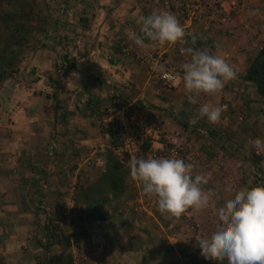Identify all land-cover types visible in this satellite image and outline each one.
<instances>
[{
	"label": "crops",
	"instance_id": "obj_1",
	"mask_svg": "<svg viewBox=\"0 0 264 264\" xmlns=\"http://www.w3.org/2000/svg\"><path fill=\"white\" fill-rule=\"evenodd\" d=\"M258 4L260 7L255 9ZM245 9V19H250L255 12L260 16L264 13V0L260 3L254 0ZM154 11L159 12L150 0H0V64L29 69L23 78L7 76L12 86L0 93V126L8 129V132H0L3 135L0 137V264H52V256L42 257L45 253L41 248L43 237L33 231L43 226L48 215L56 217L60 213L50 203L53 189L43 182L44 178L50 180L56 176L54 169L62 162L51 155L52 150L47 154L49 143L54 144L56 152L57 149L62 152L63 148V143H55L57 137L52 139L51 130L55 132L61 128L66 133H73L77 128L82 130L83 126L87 129L89 123L91 137L85 134L83 139L79 137V143H84L80 147L88 148L96 143L103 146L108 143L106 136L103 137L105 140L96 138V120L92 115L97 108L106 107L112 97L146 101L145 113L149 116L147 111L151 108L152 97L171 98L168 92L159 90L158 81L145 71L148 77L142 73L143 68L136 59L121 53L126 31L133 29L138 33L136 21L139 16ZM239 26L245 27L250 35L249 22L244 25L240 17L235 19L232 27L221 30H227L232 37ZM187 36L186 32V41ZM21 40L24 47L14 48V43ZM216 41L220 42L219 39ZM177 46V43L169 46L167 56L170 59L177 57ZM200 48L207 49L203 45ZM27 52L31 54L30 58L20 60L21 54L28 57ZM6 53L10 55L4 57ZM237 65L232 66L238 75L240 66ZM60 69L57 84L61 88L53 100L46 94L51 89L49 83L53 84L54 77L57 79L56 72ZM73 72L79 76L76 81L79 86L69 85L66 80ZM23 81H28L33 88L22 90ZM176 86L170 100L182 98L183 103L188 102L182 82ZM203 103L233 105L241 112L254 113L260 98L252 86L236 76L226 82L218 94H201L196 104H190L189 118L196 117L191 106L198 109ZM226 111L216 124L198 115L199 127H207L211 134L218 133L221 126L227 128ZM171 112L168 114L171 121L164 124L170 129L177 125L182 128L183 124L176 122L183 119L171 118L175 115ZM186 122L190 124L189 120ZM97 155L96 162L101 166L89 170L85 193L77 196V209L72 213L77 222L73 256L78 255L79 264H178L184 256L179 255L177 244L174 246L169 241L173 248L164 246L165 233L161 223L140 216L133 218L130 210L125 208L128 200L124 191L111 190L112 194L95 191L93 186L104 178L106 161H111L107 147L103 146ZM245 174V170L238 173L236 182L246 177ZM44 186L47 191L42 189ZM242 187L236 183L237 190ZM221 191L224 192L222 200L226 201L229 197H225L231 194ZM42 210L44 213L49 211L44 214ZM61 251H54L57 262L53 264H60L62 259L58 254Z\"/></svg>",
	"mask_w": 264,
	"mask_h": 264
},
{
	"label": "rangeland",
	"instance_id": "obj_2",
	"mask_svg": "<svg viewBox=\"0 0 264 264\" xmlns=\"http://www.w3.org/2000/svg\"><path fill=\"white\" fill-rule=\"evenodd\" d=\"M252 1L254 0H246L242 5L239 14V17L244 25H248L249 22V28H251L250 35L249 33L247 34L246 28L242 26H239L236 34L231 37L230 33L227 30H221L222 28L201 25L197 26V24L186 26L183 24V27L186 29V32L188 34L186 39L189 43H187L185 46H183L182 43H177V45H179L177 46V48H184L188 46L197 47L198 44L200 48L202 45L205 46V41L203 39L207 37L217 42L214 47L206 45L207 50L210 51L213 55L218 54L224 56L229 64H238L241 68L239 67L240 74L236 76L240 78L241 74H243L246 69L245 67L247 63H250V61L254 58L255 53L259 51V49L264 45V13H262L261 11L262 14L260 13L261 15L257 16L258 12H255L250 19H245L246 9L244 10V8H247V5H249ZM256 1H259L260 3V0ZM259 7L260 4H258L255 9H258ZM251 8H253V5L251 6ZM259 19L263 20L259 22ZM192 35L196 36L195 45H191ZM248 36H252V38L249 39ZM216 39H219L220 42L216 41ZM217 45H219V47H217ZM27 55L28 57L25 58L21 54L20 60L30 58L31 54L27 53ZM186 59H188L186 56H177L173 61L181 64ZM0 66H2L0 67V93L2 94L5 93L7 88L12 86V81L10 82L9 80H7L8 72H11V75L23 78L24 76H26V71L29 70H24L23 68L18 67H9V69L3 68L5 66H8V64H0ZM235 68L237 67L235 66ZM141 71L142 73H144L143 69H141ZM56 73L57 79L56 77H54L53 84L49 83L51 89H48L47 91L49 93H52V97L54 98L60 92L59 88H61L59 87V84H57L60 81L59 72ZM182 75L183 71L181 70L180 77ZM179 81L180 79L175 82L173 88L171 89L166 87L164 88L163 86L158 85V87H160L159 90L164 93L168 92V94H170V97L172 98L174 88L176 89L178 87L176 85ZM27 82L28 81H23L21 83L22 90L24 88H33V85H28ZM258 97L260 98V104L257 107L254 106L256 107L254 113L249 110L246 113L241 112L233 105L229 107L227 105H222L224 107V110H227L225 118H227L226 123H228V126L227 128H223L221 126V130L215 134L209 133V131H207V127H205L206 129L199 127L200 124L198 120V109L196 107L191 106V112L195 114L196 117L191 116L189 118L190 104H188V102L183 103L182 98H179L178 100L174 99L172 101L170 100L171 98H169L168 100L162 98L159 99L157 98V95L155 98L152 97L153 102H151V108L147 111L152 117L147 115L148 118L152 119L154 122L160 125V127L166 131V134H172L173 131L183 132L186 135L187 144L191 146V150L196 148L203 152L200 161H197L195 163L192 174L193 177L195 175H205L209 177L208 183L204 185V188L206 190H211L214 193L211 206L202 212H196L192 209H189L179 218H172L167 215H162L157 210V208L154 209V207H157L156 201L145 196L142 193L141 187L137 182L131 179L129 174H127L124 178L123 187L119 191H124L123 193H125L126 199L128 200L125 208L126 210H130L133 218L140 216V218L143 219L158 221L164 226L165 235L162 239L164 246L168 249L173 248V246L168 244L169 241L173 243L174 246L177 244L179 255L181 257L184 256V259L178 260V264H193V260H200L204 258L200 254V249L196 242V239L198 240L201 236L208 235L214 230L216 220L214 214L215 209L223 206V204L228 199L233 198L237 190L236 183L240 187H252L258 184L264 185V147L257 148L252 143V141H255L257 138L264 141V97H261L259 95ZM143 102L146 103V101L144 100ZM141 103V101L138 102V104ZM102 109V107L97 108V110H94L92 115L96 120V138L99 137L101 139H104L106 136V142L108 143H105L106 146H103L104 148L107 147L108 150H112L113 147L111 136H107L106 134H104L103 131H101L100 126L98 125V116L103 111ZM170 111L175 112V115L171 116V118L174 119L175 117L177 119V117H179L183 119L177 122L176 120L173 121V123L176 122L177 124L179 122L182 123V128L177 125L178 127L170 129L167 127V124H164V122L166 121H171L169 118V116L171 115L169 113ZM193 119L196 122H190V124L188 125L186 121H192ZM3 121L5 120L3 119ZM86 125L87 129L83 126L82 130L77 128L73 131V133H66L64 130H60L61 128L55 132H53L54 130H51L50 132L52 139H55L57 137L55 139L56 144L63 143V148L61 149L62 152H59L60 149H57V153L56 149L54 148V144L49 143L48 145L50 147H47V154L48 151L50 154V150H52L51 155L53 157H57L62 162H60V164L57 165V168L54 169V172H56V176L54 178H50V180L48 179V177L44 178L43 182L46 184L45 186L50 185L49 187L53 189L49 190H52L50 192V194L52 195L50 203L53 204L52 207L54 209L56 208L60 213L56 217L48 215L43 226H38V228H35L33 231H35V233L37 234H41L40 236L43 237V241L41 240V248L44 249L45 253L42 254V257H47V255L50 257L52 256V259H50V262L52 264L57 262V260L54 259L55 256L53 255L55 250H58V252L62 250L58 254V258H62V260H60L59 262L60 264L80 263L78 255L73 256V253H76V247L72 243L77 236V222L72 213L77 209V196L80 193L84 192L85 186L90 179V176L88 175L89 170L94 167L101 166L100 163L96 162V159L98 157L97 152H99V150L103 147L99 146L97 143L94 144L96 146L88 148L80 147L84 143H79V137L83 139L84 134L87 137H91V131L90 129H88L91 124L87 123ZM187 126H190V128L192 127L193 129L195 128L196 131L193 129L188 130L189 128ZM3 130L5 132H8L7 128L0 126V132H2ZM82 131H85V133H83ZM1 136L3 135H0V137ZM59 136L61 138H59ZM91 142L94 143L95 141ZM95 149H98L97 152H94ZM91 152H93L92 155L90 154ZM113 157L116 160L121 161L120 158L114 154ZM85 158L91 159V163L89 166H86ZM120 166L121 169H126V166L123 165L122 162H120ZM115 168L116 170H120L118 166H116ZM244 170L246 172L245 175L247 178L242 177V179L236 182L238 178L237 174L241 172L244 173ZM45 186L42 187V189L44 191H47V188H45ZM73 188L74 190L70 192L69 189ZM93 188L96 192L101 194H106L105 192L111 193V189L107 181L103 179L99 183H96ZM221 190H225L226 192L231 194H228L229 196L225 197V199L229 197L226 201L222 200V198L224 197V192ZM119 191H117L116 193H118ZM70 194H72V196H69ZM68 197H72L74 209L72 210L71 214H68V216H63V213L67 210L66 199ZM153 200L155 201V204L148 205V202ZM48 211L49 210H46L44 213V211L42 210L41 212L46 214L48 213ZM64 237H66L67 241H69V246L66 250L63 245L65 240ZM38 253L39 252H36V254ZM65 253L67 254L65 255ZM75 259H77L78 261H76ZM225 264H227V261L225 262Z\"/></svg>",
	"mask_w": 264,
	"mask_h": 264
},
{
	"label": "clouds",
	"instance_id": "obj_3",
	"mask_svg": "<svg viewBox=\"0 0 264 264\" xmlns=\"http://www.w3.org/2000/svg\"><path fill=\"white\" fill-rule=\"evenodd\" d=\"M136 23L139 32L129 29L126 35L141 48L189 43L184 39L185 28L170 12L154 11L147 16L141 15ZM195 44L196 36L192 35L191 45ZM180 51L188 58L181 66L183 75L179 79L189 104H196L201 94H218L226 82L236 78V70L222 55H213L206 48L194 46ZM152 70L170 82L177 79L175 73L169 72L158 60L153 61ZM78 79V74L73 72L66 80L69 85H78ZM223 111L222 105L203 103L198 108V115L216 124ZM253 144L257 148L264 147V141L259 138ZM126 165L131 179L138 183L145 196L156 201L157 210L162 215L179 218L189 209L202 212L211 206L214 193L204 188L209 177H193L192 163L180 158H145L130 154ZM214 214V230L196 239L204 259L226 260L227 264H264V185L240 188L233 198L216 208Z\"/></svg>",
	"mask_w": 264,
	"mask_h": 264
},
{
	"label": "built area",
	"instance_id": "obj_4",
	"mask_svg": "<svg viewBox=\"0 0 264 264\" xmlns=\"http://www.w3.org/2000/svg\"><path fill=\"white\" fill-rule=\"evenodd\" d=\"M245 1L150 0L151 4L158 8L159 12L167 11L175 15L182 26L183 24L186 26L197 24V26H211L222 29L233 26L235 18L239 17ZM145 43L150 42L145 41ZM169 46L153 45L148 48H141L126 36L121 44V53L136 59L150 78L158 81L159 85L164 88L171 89L180 78L181 66L187 59L181 64L174 62V59H170L167 56ZM181 48L176 49L177 56H184L181 54ZM156 60L163 63L169 72L175 73L177 79L170 82L162 74L154 72L152 63ZM58 72L60 73L61 69ZM138 102V100L127 101L112 97L110 103L102 109L103 111L98 116V125L101 131L112 138L113 148L110 151L120 158L121 161L117 160L119 164L122 162L126 166L127 174H129V169L126 162L130 158V154L144 156L145 158L148 156L154 158H180L186 163H192L195 166V163L202 158L203 152L196 148L191 150V146L186 142V135L181 131H173L172 134H166V131L160 125L148 118L145 113L147 104L143 101H141V104H138ZM97 150L95 149L94 152H97ZM90 154L92 155L93 152ZM90 163L91 159L85 158L86 166H89ZM72 190L74 188L69 189L70 192ZM69 196H72V194ZM153 204H155L154 200L148 202V205ZM66 206L67 210L63 213V216H68L74 209L72 197L66 199ZM156 208L154 207V209Z\"/></svg>",
	"mask_w": 264,
	"mask_h": 264
},
{
	"label": "trees",
	"instance_id": "obj_5",
	"mask_svg": "<svg viewBox=\"0 0 264 264\" xmlns=\"http://www.w3.org/2000/svg\"><path fill=\"white\" fill-rule=\"evenodd\" d=\"M17 40V39H15ZM26 40V38H25ZM205 41V47L210 46V47H214L217 42L209 39V38H205L203 39ZM23 40H21L20 42H18L17 44L14 43V48H18V47H24L23 45ZM207 45V46H206ZM29 53V52H27ZM10 53H6L4 54V56H9ZM3 68H8L9 67H3ZM16 68V67H15ZM19 68V67H18ZM7 76H11V72L7 73ZM241 81L247 83L248 85L252 86L256 92V94H258L261 97H264V45L259 49V51H257L254 55V58L250 61V63L246 66L245 71L243 72V74H241L240 76ZM52 93L47 92L46 96L48 98H52ZM54 98V97H53ZM115 143H117L116 140H114ZM110 154H111V161L109 162L108 160L106 161V165L107 168L103 174V180H106L110 189L112 191H119L122 187H123V181L125 178V175L127 174V171L124 170L123 172L121 171V166L119 164V162L113 157V154L111 153V151L109 150ZM113 165V167H112ZM116 166H118L120 168V170H116ZM64 247L65 250L67 249V247L69 246V241H67L66 237H64ZM61 243V242H60ZM67 253H65L66 255ZM64 256V255H63ZM62 259V258H61ZM60 262V261H59ZM193 264H225V260L224 261H214V260H205L204 258L200 259V260H193ZM69 263V261H68Z\"/></svg>",
	"mask_w": 264,
	"mask_h": 264
}]
</instances>
